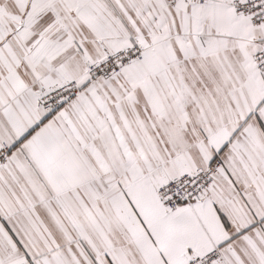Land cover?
<instances>
[{
  "label": "snow or ice",
  "instance_id": "obj_1",
  "mask_svg": "<svg viewBox=\"0 0 264 264\" xmlns=\"http://www.w3.org/2000/svg\"><path fill=\"white\" fill-rule=\"evenodd\" d=\"M0 264H264V0H0Z\"/></svg>",
  "mask_w": 264,
  "mask_h": 264
}]
</instances>
